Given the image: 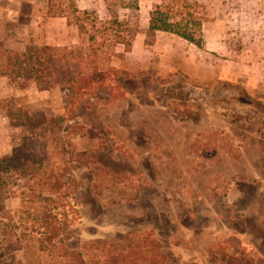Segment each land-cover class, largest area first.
Wrapping results in <instances>:
<instances>
[{"label":"rangeland","instance_id":"1","mask_svg":"<svg viewBox=\"0 0 264 264\" xmlns=\"http://www.w3.org/2000/svg\"><path fill=\"white\" fill-rule=\"evenodd\" d=\"M194 1L200 47L147 33L160 0H75L86 27L108 30L103 76L72 95L0 77V157L29 134L10 119H51L69 163L56 159L68 168L62 244L84 259L264 264V0ZM45 45L88 53L66 0H0V59ZM24 182L0 192V264H54L52 249L21 241Z\"/></svg>","mask_w":264,"mask_h":264},{"label":"trees","instance_id":"2","mask_svg":"<svg viewBox=\"0 0 264 264\" xmlns=\"http://www.w3.org/2000/svg\"><path fill=\"white\" fill-rule=\"evenodd\" d=\"M66 3L74 13L78 33L87 36V55L71 57L66 47L45 45L32 51L16 53L5 60L0 59V77L18 84L51 81L68 89L72 95L85 90L103 76L96 63L97 51L109 38L108 30L104 27L97 30L92 23L86 27L84 22L88 14L78 10L75 0H66ZM196 7L194 0H160L147 13V33H169L200 47L202 22ZM50 121L49 118L36 122L28 116L10 119V126L26 127L29 134L21 138L20 144L8 156L0 157V192L4 184L15 186L17 182L25 181L18 190L19 210L16 212L17 220L28 223L23 227L25 232L21 234V241L35 244L36 249H52L54 264L130 263L123 253L107 254L99 262L98 259H84L79 250H68L63 246L62 240L67 239L62 234L67 211L66 204L62 203V180L68 168L61 169L56 159L62 160L61 165L69 163L59 146L51 148L52 139L46 129ZM12 179L13 182L10 181ZM3 214L8 221L13 218L10 212ZM3 263L21 264L15 259Z\"/></svg>","mask_w":264,"mask_h":264},{"label":"crops","instance_id":"3","mask_svg":"<svg viewBox=\"0 0 264 264\" xmlns=\"http://www.w3.org/2000/svg\"><path fill=\"white\" fill-rule=\"evenodd\" d=\"M247 170V169H246ZM264 172V167H262V165L259 167V175H261V173Z\"/></svg>","mask_w":264,"mask_h":264}]
</instances>
